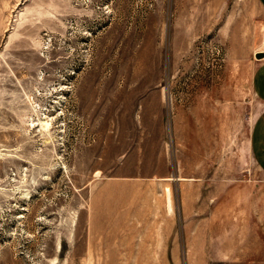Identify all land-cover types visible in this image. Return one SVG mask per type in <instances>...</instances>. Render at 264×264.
Segmentation results:
<instances>
[{
    "label": "rangeland",
    "instance_id": "obj_1",
    "mask_svg": "<svg viewBox=\"0 0 264 264\" xmlns=\"http://www.w3.org/2000/svg\"><path fill=\"white\" fill-rule=\"evenodd\" d=\"M263 36L256 0H0V264H216L184 234L264 211Z\"/></svg>",
    "mask_w": 264,
    "mask_h": 264
},
{
    "label": "crops",
    "instance_id": "obj_2",
    "mask_svg": "<svg viewBox=\"0 0 264 264\" xmlns=\"http://www.w3.org/2000/svg\"><path fill=\"white\" fill-rule=\"evenodd\" d=\"M256 1L264 13V0ZM257 40L259 41V38ZM262 40L261 46H258L259 42H255L257 47L253 53L254 57L257 53L263 56L260 59H254L250 78L251 91L262 106L252 127L250 151L254 163L264 173V36ZM157 182L164 183L167 179H159ZM111 183H121V181ZM181 189L184 203L192 202L186 198L196 197L197 194L198 199L201 198L200 190L192 191L190 187L185 186ZM243 204L241 202L236 210L225 212L223 202L216 200L208 221H200L199 225L205 224L206 227L199 226L196 230L194 235L198 239L197 242H192V247L191 244L187 245L188 239L184 234V251L193 250L197 246L195 249L204 254L207 261L217 262L216 264H223L224 261L227 262L226 264H264V211L258 212L259 218L256 224L255 212L249 209L248 203L246 206ZM224 219L231 221L230 228L224 227Z\"/></svg>",
    "mask_w": 264,
    "mask_h": 264
},
{
    "label": "water",
    "instance_id": "obj_3",
    "mask_svg": "<svg viewBox=\"0 0 264 264\" xmlns=\"http://www.w3.org/2000/svg\"><path fill=\"white\" fill-rule=\"evenodd\" d=\"M262 56H263V55L260 54V53L255 54V58H256V59H260V58H262Z\"/></svg>",
    "mask_w": 264,
    "mask_h": 264
}]
</instances>
